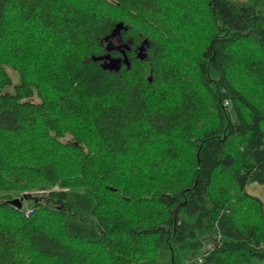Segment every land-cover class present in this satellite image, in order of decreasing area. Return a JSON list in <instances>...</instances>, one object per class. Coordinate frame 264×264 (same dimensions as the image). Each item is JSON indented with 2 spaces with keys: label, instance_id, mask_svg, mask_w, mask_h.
Wrapping results in <instances>:
<instances>
[{
  "label": "trees",
  "instance_id": "1",
  "mask_svg": "<svg viewBox=\"0 0 264 264\" xmlns=\"http://www.w3.org/2000/svg\"><path fill=\"white\" fill-rule=\"evenodd\" d=\"M251 181L264 0H0V264H253Z\"/></svg>",
  "mask_w": 264,
  "mask_h": 264
},
{
  "label": "rangeland",
  "instance_id": "2",
  "mask_svg": "<svg viewBox=\"0 0 264 264\" xmlns=\"http://www.w3.org/2000/svg\"><path fill=\"white\" fill-rule=\"evenodd\" d=\"M7 72L9 74V76L11 77L12 79V84L14 83H17L18 82V75L16 72H14L12 69L10 68H7ZM9 85L7 86L5 89L6 90H12L13 89V85ZM246 191L259 197L260 199H262L264 201V183H260V182H255V181H251L249 183H247L246 187H245ZM14 198L16 199V203L17 204H20L21 205H26L28 206L29 204V200H30V197L28 196H23V195H20V194H15L14 195ZM142 264H149L148 262H143ZM183 264H193V263H183ZM253 264H264V259H258V258H255L253 259Z\"/></svg>",
  "mask_w": 264,
  "mask_h": 264
},
{
  "label": "built area",
  "instance_id": "3",
  "mask_svg": "<svg viewBox=\"0 0 264 264\" xmlns=\"http://www.w3.org/2000/svg\"><path fill=\"white\" fill-rule=\"evenodd\" d=\"M29 211H30V209H29L28 207H26V208H25V215H27ZM215 238H217V239L220 238V232H219L218 230H217V233H216ZM205 247H206L207 250H208L209 248L212 247V244H211V243H210V244H207ZM205 253H206V252H202L201 254L194 256L191 260H192V261H195V262H200V261H202L203 254H205Z\"/></svg>",
  "mask_w": 264,
  "mask_h": 264
},
{
  "label": "water",
  "instance_id": "4",
  "mask_svg": "<svg viewBox=\"0 0 264 264\" xmlns=\"http://www.w3.org/2000/svg\"><path fill=\"white\" fill-rule=\"evenodd\" d=\"M122 60L124 63L128 64V59H127V56L125 55V53L123 52V56H122Z\"/></svg>",
  "mask_w": 264,
  "mask_h": 264
},
{
  "label": "bare ground",
  "instance_id": "5",
  "mask_svg": "<svg viewBox=\"0 0 264 264\" xmlns=\"http://www.w3.org/2000/svg\"><path fill=\"white\" fill-rule=\"evenodd\" d=\"M216 239H217V238H216ZM217 240H218V239H217ZM202 251H203V252H207V248L204 247Z\"/></svg>",
  "mask_w": 264,
  "mask_h": 264
}]
</instances>
